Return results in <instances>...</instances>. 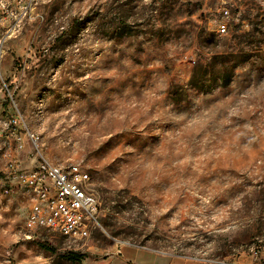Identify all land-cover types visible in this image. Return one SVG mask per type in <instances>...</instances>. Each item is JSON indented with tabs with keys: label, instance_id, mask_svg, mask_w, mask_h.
<instances>
[{
	"label": "rangeland",
	"instance_id": "obj_1",
	"mask_svg": "<svg viewBox=\"0 0 264 264\" xmlns=\"http://www.w3.org/2000/svg\"><path fill=\"white\" fill-rule=\"evenodd\" d=\"M12 113L0 264H98L124 246L264 264V0H36L0 40V129ZM42 158L89 174L86 239L25 229L32 194L6 167Z\"/></svg>",
	"mask_w": 264,
	"mask_h": 264
},
{
	"label": "built area",
	"instance_id": "obj_2",
	"mask_svg": "<svg viewBox=\"0 0 264 264\" xmlns=\"http://www.w3.org/2000/svg\"><path fill=\"white\" fill-rule=\"evenodd\" d=\"M34 2L36 0H0V28H2L0 29V40L7 39L18 23L31 17ZM227 14L228 11L224 10V15L227 16ZM216 30L218 33L226 32V23L220 20L216 25ZM20 121L19 114L12 113L7 116L4 126L0 129V138L10 140V137H13L18 149L23 147L22 134L16 130ZM28 136L34 143V135L29 133ZM53 165L60 164L44 161L42 158L32 169H21L15 160H10L6 167L12 185L15 188L27 189L32 194L24 221L25 229L33 231L44 228L73 240L86 239L96 224L99 211L97 196H92V193L79 195V190L66 188V180L69 179H63V172L53 173ZM63 168H71V179L80 180V176H88L91 181L89 174L81 170L78 165L63 166ZM11 189H5V192ZM258 251L257 248L253 253L256 254Z\"/></svg>",
	"mask_w": 264,
	"mask_h": 264
},
{
	"label": "crops",
	"instance_id": "obj_3",
	"mask_svg": "<svg viewBox=\"0 0 264 264\" xmlns=\"http://www.w3.org/2000/svg\"><path fill=\"white\" fill-rule=\"evenodd\" d=\"M10 147H8L9 149ZM98 264H199L186 256L163 254L144 247L124 246L106 258L97 260Z\"/></svg>",
	"mask_w": 264,
	"mask_h": 264
},
{
	"label": "bare ground",
	"instance_id": "obj_4",
	"mask_svg": "<svg viewBox=\"0 0 264 264\" xmlns=\"http://www.w3.org/2000/svg\"><path fill=\"white\" fill-rule=\"evenodd\" d=\"M36 4V3H35ZM20 23H18V26ZM44 161H49L48 159L44 158ZM63 172V179L66 180V188H73L79 190V195H86L87 191L82 186L79 179H71L72 178V170H66L61 165H53V173H61Z\"/></svg>",
	"mask_w": 264,
	"mask_h": 264
},
{
	"label": "trees",
	"instance_id": "obj_5",
	"mask_svg": "<svg viewBox=\"0 0 264 264\" xmlns=\"http://www.w3.org/2000/svg\"><path fill=\"white\" fill-rule=\"evenodd\" d=\"M35 242L43 249L51 251V252H57L56 249L50 245L49 243H47L44 240L41 239H35ZM57 254L60 257L66 258V259H70V260H76V261H80L83 257L85 256H90L87 253H81L78 251H73V250H65V251H61V252H57Z\"/></svg>",
	"mask_w": 264,
	"mask_h": 264
}]
</instances>
